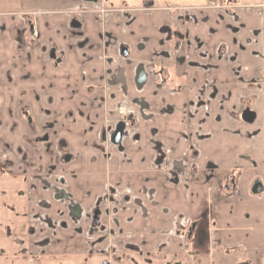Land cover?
Wrapping results in <instances>:
<instances>
[{
    "label": "crops",
    "instance_id": "crops-1",
    "mask_svg": "<svg viewBox=\"0 0 264 264\" xmlns=\"http://www.w3.org/2000/svg\"><path fill=\"white\" fill-rule=\"evenodd\" d=\"M256 181L264 0H0V264H264Z\"/></svg>",
    "mask_w": 264,
    "mask_h": 264
},
{
    "label": "flooded vegetation",
    "instance_id": "flooded-vegetation-1",
    "mask_svg": "<svg viewBox=\"0 0 264 264\" xmlns=\"http://www.w3.org/2000/svg\"><path fill=\"white\" fill-rule=\"evenodd\" d=\"M29 31H32L33 32V28H32V26L31 25H29ZM28 31V32H29ZM33 34H34V32H33ZM112 60V58H110V57H107L106 58V63H110V61ZM121 76V75H120ZM119 76V77H120ZM119 113H120V115H122V119H121V121L123 122V123H129V121H130V118H131V116H130V113H128L127 112V110L125 109V108H120L119 109ZM247 113V112H246ZM104 124H105V126H108L109 125V122L107 121V120H104ZM122 128V127H121ZM106 132H109L108 130L106 131ZM115 136H114V138L113 139H115L116 141H114V142H117V140H119L120 139V135H121V130L120 129H118V130H116V133L114 134ZM112 136H113V134H112V131L110 130V135H109V142L110 143H112V141H113V139H112ZM64 145V144H63ZM1 157H2V159L3 158H5L6 157V155L5 154H3V155H1ZM176 171H179V170H176ZM227 188H229L228 186H227ZM263 193V192H262ZM111 194V192L109 193V195ZM261 194V193H260ZM122 198H125V195H123L122 196ZM100 201H98L97 202V204H96V206H95V208H94V213H91V216H92V220H91V226H90V230H89V234L92 236V241L93 242H101V241H104V240H107L108 238H110V237H112V236H109L110 234H112V232L110 231V229H107V228H105V226H103V225H101V228H100V217H99V206H100ZM99 226V227H98ZM95 230H97L98 231V233H95L94 231ZM104 254H110V251L111 250H108L107 251V248H105L104 249ZM108 258H109V256H108ZM107 258V259H108ZM102 264H109V260H104L103 261V263Z\"/></svg>",
    "mask_w": 264,
    "mask_h": 264
},
{
    "label": "water",
    "instance_id": "water-1",
    "mask_svg": "<svg viewBox=\"0 0 264 264\" xmlns=\"http://www.w3.org/2000/svg\"><path fill=\"white\" fill-rule=\"evenodd\" d=\"M251 191L254 194L264 193V186L259 181H256L254 182Z\"/></svg>",
    "mask_w": 264,
    "mask_h": 264
},
{
    "label": "rangeland",
    "instance_id": "rangeland-1",
    "mask_svg": "<svg viewBox=\"0 0 264 264\" xmlns=\"http://www.w3.org/2000/svg\"><path fill=\"white\" fill-rule=\"evenodd\" d=\"M181 169V168H180ZM179 170V169H178ZM101 225H102V223L100 222V228H101ZM99 227V226H98ZM109 236H113V234H110Z\"/></svg>",
    "mask_w": 264,
    "mask_h": 264
}]
</instances>
